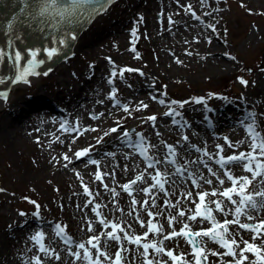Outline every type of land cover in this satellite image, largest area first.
Listing matches in <instances>:
<instances>
[{"label": "rangeland", "instance_id": "obj_1", "mask_svg": "<svg viewBox=\"0 0 264 264\" xmlns=\"http://www.w3.org/2000/svg\"><path fill=\"white\" fill-rule=\"evenodd\" d=\"M172 1L177 2V0H153V2H150V0H124L122 5H117L115 3L111 7L109 13L106 14L107 18L104 22L101 23L97 21L93 23V26H90V28L84 32L85 34L82 38L84 42L89 40L94 42L97 51L100 52V57H96V54L93 55L90 52L81 51V49L76 46L75 40V45L70 50L73 52V56L69 60L55 61L52 66L53 69L45 76L39 75L29 77V81L32 85L31 87H27V84L21 82L8 89L7 100L0 98L1 107L5 109V111L8 110L12 102L22 95L25 99H36L37 93L31 90L33 88L35 91L39 89L45 92L48 96L46 100L52 103L53 107H61L63 111L61 117L63 121L67 119V129L78 128V130L82 131L79 137L74 138L75 140L72 146H75L77 150L90 145L93 146V148H100L113 159L112 161L115 163L117 169L122 168V164L136 160L140 164V167L136 171V175L145 170V163L143 158L142 161L139 159V155L136 154L137 150L128 145V138L123 137L124 131H128L131 134L133 143L136 139H139L137 134H142L151 145L155 146L149 154L161 160H163L165 156V148L162 144L174 146L177 153L176 159L181 164L185 161L197 159L207 160V157H203L202 151L197 152L195 150L196 148L207 150L209 153L215 154L217 152V145H221L224 148L223 154L225 156L233 154L234 150L227 146L224 139L225 137L233 144L238 145L235 149L237 154L241 151L247 152L249 150L247 144L239 143L247 139L246 132L238 126V123H236V125L231 123L232 114H216L215 117L211 116L214 125L207 127L205 118L210 116V113L205 112L203 104H197L195 100L199 99V97H203L205 103H209L213 105V107H215L214 103L227 102L229 106L234 109L235 104H237L236 99L242 98L245 100L248 98L253 106L249 109L255 111V113L252 114H256L255 122L257 129L264 133V80L260 78V82L258 83L257 81L260 76L264 75V6L260 4L257 7L254 3L250 4L246 0H204L203 3H201V0H179V2H177L179 5L178 14L181 19L184 18V23H189L186 25V32L183 35V39H186L188 43L185 44L182 40L178 41V38H174L173 40L177 41L181 50L174 51L173 55L175 57L173 58L167 53L168 51L166 49L165 51L167 52H158L154 50L150 41L145 39V28L147 27L146 20L149 15L146 12L147 7L151 3L153 5L156 4V10L152 13V20L156 30L162 29V31L165 32L171 25L161 13L168 8L170 9L172 4L174 5ZM181 5L185 7L191 5L192 11L195 12L199 19H194L191 13L186 12L185 8L181 7ZM141 18H143L142 21ZM224 19L225 24L223 23ZM209 25L213 26L215 31H213L212 27H209ZM104 27H109L108 31H102ZM256 29L258 33L253 31ZM133 30L137 33L136 37L132 36ZM250 33H254V35L258 34L253 40L254 44L250 47L243 46V42L247 40ZM159 35V33L155 35L159 42L161 40L164 42L163 38L168 37V35H163L162 37H159ZM198 37L203 38L202 41H200ZM220 39L228 43L230 54H233L234 67L232 69L229 68V72L223 75L216 76L203 73L196 79L194 76H189L188 74H193V72L190 70L187 71V64H190L189 61L194 58L193 62L199 61L200 56L197 57V55H193L194 58H192V56L188 54V50H197L204 44V40H210V42H213L219 47L221 46L219 42ZM133 48H135V51H132ZM123 53L126 55L128 53L125 59H122L120 56ZM160 54L166 57L168 66L169 64L175 65L181 71L182 77L167 78L165 75L155 76L147 73L149 64L151 66L160 64ZM216 57L218 60L224 61L220 55L216 54ZM106 58H108V60H106ZM172 59H174L175 62L181 59L182 62L180 64L183 65L179 66L178 63L174 64ZM136 66L138 67L136 68ZM125 68L134 70L142 68L144 70L143 75L147 77L144 78L145 76L142 77L139 75L140 73L137 72L138 70L124 72L121 76L120 72ZM113 71L117 73L115 77L112 76ZM240 79L247 81V86L242 85ZM109 80H112L111 84H109ZM62 83L64 84L65 90H67L65 96L59 93ZM113 89H115L117 98L122 102L119 106L114 105L109 99V95L112 94ZM70 93L73 95L71 96ZM85 98H87L86 102H83ZM105 100L112 108L108 111H104L101 119L99 118L96 120L98 114L95 112L94 104L97 102L102 104ZM159 100H164L166 102L165 105H161ZM80 101L83 106H86V112H83L86 122V127L84 129L82 127L84 126L83 119H81L79 115L80 110L74 107V105ZM172 101L178 102L177 104L171 105L172 108L180 113L176 118H178L179 122L182 124L184 122L192 124L193 129H186V127L182 129V127L170 126L169 117L165 118L163 116V119L160 120L158 117L159 115L156 114L153 115L157 117L155 125H153L152 121L147 119V117L151 116L149 113L151 107L155 108L158 105L161 106V115H164L165 109L167 110L169 108L167 105ZM141 102L147 105L146 109L142 107ZM179 103H184V107L180 108ZM124 106L129 108V112L123 111ZM137 108H140V110L138 111ZM20 114L21 111L17 109L15 116H19ZM25 114L24 120L33 116L32 114L30 115V111H27ZM54 115H57V113ZM134 117L138 122H136ZM24 120L23 123H25ZM33 122L37 121L35 120ZM36 124L39 126H36L34 130H27L25 134L27 138L26 145H30L34 149V152H31L26 147L22 150L15 148L12 157L8 155L6 150L0 145V189H3V191H0V233L4 231L5 238L7 239V260L9 264H25V262L29 261L33 256H40L43 264H61L63 260L73 263L74 258L68 254V247L62 244L55 235V225L60 224L66 226V234L79 242H86L89 236H91L87 231L88 227L85 221L92 220V222L96 223L97 219H95V214L91 210L92 205L84 207L86 201L91 199V197L85 196L82 187L83 183L81 186L77 185L74 175L71 173L75 169L76 166L74 165L76 163H79L77 164L78 166H84L88 164V160L87 158H75L77 161L72 160L71 163H69L71 165V171L68 173L65 169L66 167H63L66 163L63 157L75 152V149L74 147L61 148L56 146L55 141L60 142L62 139L61 136H56L52 142H48L50 145L46 143L47 145H45L46 149L44 152L51 150L50 153L47 154L49 166L52 170H55V172H57L56 170L58 169H64V171L67 172L66 180L60 179L57 181L55 179L56 176H52L42 179L43 182L39 184H36L35 181L33 182V180L29 178V176L31 177L30 172L34 171L35 173L40 169L39 164L41 163V155L43 156L44 154V152L41 153L40 151V145H44L42 137L44 136V138L48 140L42 130L41 124ZM61 125V122L56 121L52 125V129L62 133L63 137L75 135L76 130H73V134L71 131H59L57 126L61 127ZM16 126L18 127V125ZM39 128H41L42 133ZM112 128H118V131L111 132L110 130ZM85 129H87V131H85ZM93 129L95 130L93 131ZM169 129L172 131L169 132ZM157 132H159V135H157ZM105 133L108 134L105 135ZM116 135L117 137H115ZM183 136H187L188 140H183ZM160 141H163V143ZM60 144H62V142H60ZM157 144L160 146L159 151ZM156 152L159 153V155H156ZM36 153L39 156L36 155ZM54 157L55 159H53ZM90 157L98 159L97 163H105L106 161V157L103 158L105 159L103 161V159L94 152L90 154ZM42 163H44V161H42ZM208 163L209 166L217 170L218 173L221 171L214 162L208 161ZM90 168V179L92 181L91 183L87 182L86 185L94 194H99L95 196L94 202L104 205L103 200L107 198L108 209H103L105 216L109 220L119 217L120 213L114 212L112 204L110 203V201H112V193L101 187L100 182L94 178L97 171H100L105 176L104 169L99 168L98 164L90 166ZM189 168L193 170L199 168V171L203 173L205 177L213 179V177L209 176L207 169L204 168L203 165L189 164ZM231 168L235 176H250L249 173H245L239 166L232 165ZM159 169L161 172L167 171L169 173L173 170L171 166H167V169L163 168L164 170L162 168ZM148 171L153 172L152 169ZM136 175H134L133 172V174L128 176L129 178L125 182L120 183V185L128 183ZM81 178L84 179V176ZM67 179L69 181H67ZM172 179L178 182L175 185L171 183L167 184V188H169L168 196H165L163 193L155 194L157 197L156 203L158 206H161V208L164 200H171L175 203L177 199L182 200L181 193L193 190L190 181L180 180L178 177H172ZM181 181L182 184H180ZM229 186L231 187V184L226 182L223 187L226 188ZM262 187H264V185H262ZM218 188H220V186H218ZM118 189V193H120L117 197L119 207L127 212L130 210L131 198L123 192L120 186ZM199 190L206 191L205 186ZM252 190L254 189L250 186L249 191ZM6 192L7 194H5ZM134 195L135 198L141 202L145 199L144 194H139V192H134ZM4 198L5 200L3 201ZM217 198L218 197H216V199ZM29 200L35 201L36 204L40 205L38 217L50 223V225L46 224L45 226L46 236L44 243L48 248L52 246L56 247L55 251L59 253L61 257L59 261L54 258L49 259L38 251V245L30 239L37 233L35 227L29 228V230L19 227L27 220L32 221L31 219L34 217L38 218L33 215L36 208L34 204L28 202ZM180 207L187 209L194 208L195 206L190 202L183 201ZM151 210L155 212L157 209ZM163 211L164 215L159 217L158 220L159 223L165 226V234H167L171 229L168 228L165 217L169 211L175 215L176 210L163 209ZM21 212L25 213V215L21 216L19 214ZM7 214L12 215L18 220L19 224L14 225V227L17 228L14 233H11L13 230L9 231L5 229L9 222H11ZM67 216H71L70 219L72 221L67 220ZM141 217L145 221L148 219L144 212H141ZM259 218L264 219V210L260 212ZM123 219L133 224L137 235H142L145 232L146 229L140 228L131 217L125 215ZM223 219L218 220L223 221ZM228 219H231V216H229ZM242 221L249 222L244 220L243 217ZM251 223H255V221ZM181 226L182 225L179 226V223L174 225L177 231L180 230ZM208 226L207 223L202 225V227L205 228ZM193 230H198V228H195L193 225ZM237 230L241 231L245 239H251L250 233L243 232V230L239 229ZM100 233L101 231L97 232V234ZM149 239H153V237L149 236ZM155 239H160V237ZM176 240L165 241V246L179 254L181 252L177 249L178 243ZM124 243L129 249L134 247L133 245H128L126 242ZM256 243L259 244L260 241H256ZM103 244L104 243H101V246H103ZM187 246L189 247V245ZM207 246L213 250L223 251L218 245L211 242H208L206 244V247ZM241 247H243V244H241ZM117 249L118 246L112 249L108 248L107 251L114 258ZM72 250L75 251V248ZM189 251H191L190 248ZM93 255L95 256V250H93ZM126 255H128L126 264H131L135 253ZM163 257L165 261L168 260L166 256ZM157 258L159 259V257ZM187 259L192 260V256H187ZM223 259L225 261H230L231 257H223ZM250 259H252L251 256ZM105 264H109V262H105ZM135 264H141V259L139 257L136 258ZM168 264H170V261ZM209 264H219L218 258L210 256Z\"/></svg>", "mask_w": 264, "mask_h": 264}, {"label": "snow or ice", "instance_id": "obj_2", "mask_svg": "<svg viewBox=\"0 0 264 264\" xmlns=\"http://www.w3.org/2000/svg\"><path fill=\"white\" fill-rule=\"evenodd\" d=\"M21 2L27 4V0H21ZM108 2L109 0H37L36 15L44 21H54L57 25H71L73 22H79L85 18L91 19L93 16L98 15L101 11L105 10ZM203 2L204 0H201V3ZM181 7H184L185 11L191 13L194 18L199 19L195 12L192 11L191 5L186 7L181 5ZM21 12H24L23 8ZM209 27H212V30L215 31L213 26L209 25ZM12 28L13 24L9 23L7 30L10 35L7 47H12ZM132 36H137L135 30H133ZM66 38L75 40L76 36L68 33L66 34ZM55 42L63 46L66 44V39H58ZM7 47L0 48V64H3L6 60L12 63L17 73L14 77L8 78L12 83L22 82L28 84L30 82L29 77L48 74L47 72L41 73L37 71L44 63L43 60L38 59V50H31L29 52L30 59L27 60L26 64H22L24 61L22 53L15 49L9 52ZM132 51H135V48ZM44 52L49 59L58 55V49L55 47L45 49ZM188 54L190 55L191 53ZM177 62L179 63V61ZM132 71L136 70L125 68L121 70L120 75L122 76L124 72ZM116 75L117 73L113 71L112 76L115 77ZM141 75L143 74L141 73ZM4 83H6V79L0 77V84ZM111 83L112 80H109V84ZM240 83L247 86L248 82L240 79ZM7 97V92H0V98L7 100ZM112 98H115V89L112 91ZM159 103L165 105L166 102L159 100ZM177 103L176 101H172L167 105L169 111L165 113L166 116L175 118L180 115L179 112L171 107L172 104ZM195 103L203 104L205 101L203 98H199L195 100ZM141 104L143 108H147L146 104H143V102ZM179 107L183 108L184 103H179ZM137 110L139 111L140 108H137ZM123 111L129 112V108L124 106ZM250 117V122L244 125L247 139L239 142L240 144H247L249 149L247 152L241 151L237 154L235 149L238 145L233 144L225 137L227 146L234 150L233 154L225 156L223 154L224 148L221 145H217V152L215 154L196 148L197 152L202 151L203 157H207V160L197 159L185 161L183 164L177 161V153L174 146L164 144L165 156L163 160L157 159L149 155V152L155 146L151 145L142 134H137L139 139L133 143L131 134L128 131H124L123 137L128 138V145L137 150V154L143 158L145 163L144 171L137 174L128 183L120 185L123 192L131 198L130 210L125 212L123 208L119 207L117 197L120 193L105 184V190L112 193V201H110L112 209L114 212L120 213L119 217L109 220L101 210L102 208H106L107 205L94 202L95 196L99 194H94L87 185L82 184L85 196L91 197V199L86 201L84 207L92 205L91 210L97 217L96 223L102 226L104 231L100 234H95L96 228L89 222L87 231L93 233V235L89 236L86 242L75 243L66 234V226L55 225V234L57 237H61L63 242L68 246V254L74 258L73 264H76L77 261L82 262V264H105V262H109V264H126L128 261V255L126 254L132 253H135V255L131 264H135L137 257L141 259V264H168L169 261H171V264H209V256L217 257L219 264H246V262L247 264H264V219L259 218L260 212L264 210V187L259 186L264 185V133L257 129L255 115L250 114ZM147 119L155 125L157 117L150 116ZM175 122V119H173V123ZM61 129L64 131H78V128L67 129L63 124L61 125ZM110 131L117 132L118 128H112ZM107 134L105 133V135ZM157 135H159V132H157ZM182 139L187 141L188 137L183 136ZM74 155L77 159H80L88 156L89 151L87 149L77 151ZM63 159L71 163L67 155ZM208 161L214 162L222 171L218 173L217 170L209 166ZM90 162L94 165L97 164L95 160H91ZM161 164L171 166L173 171L171 173L167 171L161 172L158 167ZM189 164L203 165L207 169L209 176L215 177L220 189L213 188L211 191H197L195 197L192 191H187L181 193L182 200L177 199L175 203L171 200H165L162 208L158 206L155 192L168 196L169 191L165 186L169 183L175 185L178 182L172 179V177L190 181L193 189H200L203 187V184L213 185V179L205 177L199 171V168L190 169ZM232 165L241 167L250 176L233 175ZM64 166L67 167V164ZM149 169H152L153 172H149ZM127 170V167H125V171ZM103 175L100 171H97L95 179L103 183ZM146 176L150 179V184L145 179ZM258 177L260 178L259 185H257L256 189L249 191V187ZM225 178L230 182L231 187H223L225 185ZM144 184H147V186L136 187L137 185ZM0 191H3V189H0ZM134 192H142L145 199L142 202L137 200ZM209 197L218 198L209 199ZM183 201H188L195 207L181 208L180 205ZM28 202L35 205L36 211L33 215L38 217L40 205L36 204L35 201L29 200ZM151 209L157 210L153 212ZM163 209L176 210L175 215L169 211L165 217L167 226L171 229L167 234H165V226L159 223L158 220L159 217L164 215ZM141 212L146 213L148 217L147 221L141 217ZM216 213L224 217L223 221L217 219ZM19 214L21 216L25 215L23 212ZM125 215L131 217L140 228L146 229L145 232L142 235H137L133 224L123 219ZM229 216H231V219H228ZM242 217L249 222H243ZM252 221H255V223H251ZM177 223L182 225L179 231L174 227ZM204 223H207L209 226L207 228L202 227ZM193 225L198 226V230L194 231ZM237 229L250 233L251 239H245L241 231ZM149 236H152L153 239H149ZM102 237L105 238L103 246H101ZM157 237H160V239H155ZM178 238L183 239L190 246V253L177 254L174 250L166 248L165 241H172ZM30 239L38 245V251L45 257L49 259L54 258L57 261L61 259L59 253L45 245L43 242L45 234L42 231L35 233ZM108 241H113L118 245L114 258L107 251L109 247ZM256 241H260V243L257 244ZM124 242L134 247L129 249ZM208 242L218 245L223 251L207 248L206 244ZM241 244H243V247H241ZM73 248H75V251L72 250ZM93 250H95V256L93 255ZM187 255H191L192 260H188ZM161 256H166L168 260L165 261L157 258ZM250 256L252 259H250ZM223 257H231V260L225 261ZM25 264H43V262L40 256H33Z\"/></svg>", "mask_w": 264, "mask_h": 264}, {"label": "bare ground", "instance_id": "obj_3", "mask_svg": "<svg viewBox=\"0 0 264 264\" xmlns=\"http://www.w3.org/2000/svg\"><path fill=\"white\" fill-rule=\"evenodd\" d=\"M246 1H248V3H250V4L254 3L255 6H257V7L260 4H262V6H264V0H246ZM115 2H116L117 5H122V2H124V0H116V1L113 2V4H115ZM150 2H153V0H150ZM173 3H174V5L172 4L170 9L168 8L163 13H161V15L164 16L167 19V21L170 22V25H171V27L169 29H167L165 32L162 31V29L161 30L160 29L156 30L155 29V24L153 23V20H152V13L156 10V8H155L156 4L153 5L151 3L147 7L146 12L149 15L147 16V20H146V26H147L146 28L147 29L145 28V32H146L145 39L150 41V43L152 45V48L154 50H156L158 52H167L168 51L167 53H169L174 58L175 56L173 55V52L174 51H180L181 47L177 43V41H175L173 39L174 38H178V41L182 40L183 43L185 42V44H187L188 41L186 39H183L184 38L183 35L186 32V25H188L189 23L188 22L184 23L185 22L184 18L183 19L180 18L179 14H178L179 5H178L177 2H173ZM113 4H111V5L113 6ZM111 5H109V7ZM109 7H107L106 9H108ZM111 7L106 11V13H103V15H100L101 12L98 15H95L94 18L92 19L91 27L93 26V23H96L97 21L103 23L104 20L107 18L106 14L109 13ZM182 20H183V22H182ZM115 22H117V21H115ZM223 23L225 24V19H224ZM89 27H87V28H89ZM108 28L109 27H104L102 29V31H108ZM253 31H256L255 33H258L257 29L253 30ZM68 33L71 34V31L68 32ZM68 33H66V34H68ZM157 33L160 34L159 37H162L163 35L164 36L168 35V37L167 38H163L164 42L162 40L159 42L158 38L155 36ZM84 34L85 33H82L81 35H79L78 39L76 37V39H75L76 40V46L78 48H80L81 51H83V52H90L93 55L96 54V57H100V52L97 51L93 41H91V40H89L87 42L82 41V38H83ZM71 35H73V34H71ZM257 36H258V34L254 35V33H250L248 35L247 40H245L242 45L250 47L252 44H254L253 40ZM259 37H260V35H259ZM198 38L200 39V41H202V39H203L201 37H198ZM62 39H66V36H65V38H62ZM67 41H70V40L68 39ZM50 42L52 43L53 40L48 38V43H50ZM219 42L221 43V46L218 47L213 42H210V40H206V41L204 40V44L201 47H199L197 50H188L189 53H191L190 56H192V58H194L193 55H197V57L200 56L199 57V61L193 62L194 59H195L194 58V59H191L189 61L190 64H187V66H188L187 71L190 70V71L193 72V74H188L189 76H194V78L196 79V78H199V76H201V74H203V73H205V74H213V75H216V76L217 75H223L224 73L229 72L228 71L229 68L232 69L234 67V65H233V63H234L233 62V54L232 53L230 54V51H229V48H228V43L225 40H223V39H220ZM199 43H201V42H199ZM54 44H56V43H54ZM71 44H73L72 45V47H73L75 45V42L71 41L70 45ZM172 46H173V48L175 50L172 48ZM45 49H47V47H45L44 50ZM57 49L60 50V47L57 48ZM165 49L167 51H165ZM35 50L39 51V49H37V48ZM24 51H25V49H20V52L22 53L23 56H24ZM195 51H198V52H195ZM216 54L220 55V57H222L224 59V61L218 60V58L216 57ZM120 56L122 57V59H125V57L128 56V53H127V55L123 53ZM28 59H30V56H29ZM38 59H41L40 51H39ZM106 60H108V58H106ZM172 61H173L174 64L178 63V62H175L174 59H172ZM177 61H179V63H178L179 66L183 65V64H180L182 62L181 59H178ZM22 64H23V62H22ZM137 67L138 66H136V68ZM148 67H149V69L147 70V73L150 74V75H155V76L156 75L157 76L165 75V77H167V78L182 77L181 71L175 65H170L169 64V66H168V63L166 62V57L164 55H162V54H160V64L159 65L151 66L149 64ZM137 70H139L143 74L144 70L142 68L136 69V71ZM16 74L17 73L15 71V75ZM143 76H145L144 78L147 77L146 75H143ZM260 78H262L264 80V75L260 76L258 78V80H257L258 83L260 82V80H259ZM10 82H11V80L7 81V84H6V86L4 88H8L9 89L11 86H13V84L11 85ZM31 86L32 85L30 84V87ZM1 89H2V87H0V91H1ZM14 89H16V88H14ZM17 89H19V88H17ZM31 90L34 91L35 93H37V98L36 99H34V98L25 99L23 97V95H22L21 97H19L15 101H13L12 104L10 105L9 109L6 110V111L0 105V145L6 150V153L8 155H11L12 157H13V152H14L15 148L16 149L19 148V149L22 150L23 148L26 147L31 152H34V149L30 145H26L27 144V138L25 136L27 130H34L36 128L35 124H33V123L30 124L31 121L37 120L38 123H40L43 126V130H44V132H46L47 138L50 137L51 133H53L52 121L44 119V118H42L40 116H37V117L35 116L31 121H29L27 123H23V120H24V118L26 116L25 113H27V108L33 106L36 102H41V103L45 102L46 98H48L46 93L43 92V91H40L39 89L38 90L36 89V91H35V89L33 88ZM66 91L67 90H65L64 84L62 83V86H61V88L59 90V93L61 95L65 96V92ZM70 95L72 96L73 94L70 93ZM86 99L87 98H85L83 100V102H86ZM94 105H95V112L98 114L96 120L99 119V118L101 119L102 115L104 114V111H108L110 108H112V107H110V105L106 101H104L102 104H99L97 102ZM74 107H77V109L80 110V114L79 115H80L81 119H83V122H84L85 119H84L83 112H86V106H83L82 102L80 101V102L76 103L74 105ZM17 109L21 111V114L19 116H15V112L17 111ZM217 109H219V110H227V109H229V105H228L227 102H218L217 103ZM161 110H162L161 106L158 105L155 108L151 107L149 113L151 114V116H153L155 114L159 115L158 117L160 118V120H162L164 115L163 114L161 115ZM134 119H136V118L134 117ZM136 122H138L137 119H136ZM16 125H18V127ZM168 131L171 132L172 130L169 129ZM115 137H117V135ZM42 138H43V144L44 145H42V144L40 145L41 153L45 151V149H46L45 145H47V144L50 145L48 142L50 140H52L51 138H48V140H47V139L44 138V136ZM63 140H64V143H63L64 146L61 147V148L74 147L75 152L79 151V150H77V148L75 146H72L73 137L65 136V137H63ZM160 142H163V141H160ZM162 145L164 146V144H162ZM56 146H59V145H56ZM157 148H158V151H159L160 150L159 144H157ZM89 149H91V152L94 151L92 148H89ZM50 151L51 150H48V151L44 152L43 156L40 154L41 155V161L40 162L42 163V161H44V163H42V164L40 163L39 164L40 169L37 170L35 173H34V171L30 172L31 177L29 176V178L31 180H33V182L35 181L36 184H39V183L43 182L42 179L49 178V177H52V176H56L55 179L57 181L60 180V179H62V180L65 179L66 180L67 172L69 173L71 171V168H70L71 165L67 161L65 163V164H68L67 167L65 168V166H63L67 170V172L64 171V169L56 170L58 173L55 172V170H52L50 168V166H49L50 165L49 162H48L49 160L47 159V154H49ZM52 151H53V149H52ZM75 152H73L70 155H68V157L70 158L71 161L74 158V153ZM96 154L101 159L106 157L105 158L106 159L105 163H101V162L98 163V167L99 168H103L104 171H105V176L106 177L103 175V183H101L99 181L101 187H103V188H104V185L106 184V185H108L109 188H114L118 192V190H119L118 188L120 186V183L125 182L129 178L128 176H131L133 174V172H134V175H136V171L140 167V164L135 160V161H130L128 163L122 164L121 165L122 168L117 169V167L115 166V163L112 161L113 159H111L110 156L105 154L101 149H99ZM155 154L159 155V153H157V152ZM36 155H38V154L36 153ZM105 159H103V161ZM77 164H79V163H76L74 165V166H76V168L71 172L72 175H74V179L76 180L77 185L81 186L82 183H83V185H84V183L86 185L87 182L91 183V181H92L90 179L91 168L87 167V166H78ZM125 167H127V169H128L127 171H125ZM221 171H219V172H221ZM81 173L84 176V179L81 178V176H80ZM94 178H95V175H94ZM68 179H67V181H69ZM145 179L150 184L151 181H150V179H148L147 176L145 177ZM259 180L253 181V184L251 185L252 189H256L257 188V185H259ZM226 182L227 181L225 180V183ZM66 183L69 184L68 182H66ZM201 183H203V182H201ZM180 184H182V181H181ZM146 186H147V184L137 185L138 188L139 187H146ZM203 186H205L206 191H211L213 188L220 189V188H218L219 185L217 184V182L215 180V177H213V185L209 186V185L203 184ZM259 186L262 187V185H259ZM167 189L169 190V188H167ZM197 191H200V190L199 189H193L192 190L193 195ZM156 193H159V192H155V194ZM5 194H7V192ZM139 194H143V193L139 192ZM9 195H11V194H9ZM209 199H216V197H209ZM4 200H5V198L3 199V201ZM107 200H108L107 198H104L103 203H104V205L108 206V201ZM184 202H188V201H184ZM103 209L104 208H102L101 210L103 211ZM106 209H108V208L106 207ZM7 215H8V218L11 220V222H9L8 226L5 229H7L9 231L13 230V232L11 231V233H14V231L17 230V228H15L14 225L19 224L18 220L15 219V217H13L10 214H7ZM104 215H105V213H104ZM215 215H216V217L218 219H223L224 218L219 213H216ZM70 217L67 216L66 219L69 220V221H72L70 219ZM31 220L32 221L28 220V221L24 222V224L22 225V228L23 229L26 228V230H29V228L35 227L37 229H40L39 231H42L44 234H46L45 226H46V224H50V223H47V221H42V219H38L36 217H34ZM89 222H91L93 224V226L96 228V233L95 234H97L98 231H101V232L104 231V229L98 223L92 222V220L85 221V224H86L87 227H88V223ZM180 225L181 224H179V226ZM194 227L198 228V227H196V225H194ZM19 234L21 235L20 231H19ZM90 234L93 235V233H90ZM104 242H105V238L102 237L101 238V243H104ZM176 242L178 243V247H177L178 251H180L181 253H185V254L190 253L189 247L185 244V242L182 239L178 238L176 240ZM76 243H81V242L76 241ZM107 243L109 245V247H108L109 249H112L113 247H117L118 246L113 241H108ZM207 248L210 249L209 246H207ZM7 249H8L7 239L5 238V232L3 231V232L0 233V264H9V261L7 260V255H8L7 254ZM50 249L56 250V247L52 246V247H50ZM187 256L190 257V255H187ZM159 259L165 260V258L163 256L159 257ZM61 264H73V263L72 262H65L63 260L61 262ZM76 264H82V262L77 261Z\"/></svg>", "mask_w": 264, "mask_h": 264}, {"label": "water", "instance_id": "obj_4", "mask_svg": "<svg viewBox=\"0 0 264 264\" xmlns=\"http://www.w3.org/2000/svg\"><path fill=\"white\" fill-rule=\"evenodd\" d=\"M113 1L109 0L105 8ZM22 8L24 12H21ZM36 9L37 0H27V4L22 3L21 0H0V48L3 46L6 48L9 44L10 34L7 30L9 23L13 24L11 30V45L13 40V48L20 51V49L29 48L27 46L36 47L37 45L32 43L35 40L34 43L45 45L48 42V38L51 37L50 39H54L53 37H62L64 35L63 33H68L70 32L69 30L77 31L84 25L89 24L91 20L85 18L79 22H73L71 25H57L54 21H44L38 17L36 15ZM36 36L37 39L35 38ZM7 50L11 52V47H7ZM13 68L11 62H8V68L6 61L0 64V76L6 79V83L0 84V87H5L7 81H10L8 78H12L14 73ZM8 69L9 75L6 77Z\"/></svg>", "mask_w": 264, "mask_h": 264}]
</instances>
